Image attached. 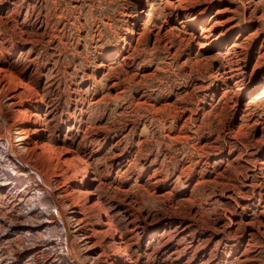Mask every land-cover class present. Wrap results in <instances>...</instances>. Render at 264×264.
<instances>
[{
    "label": "rangeland",
    "instance_id": "374dc122",
    "mask_svg": "<svg viewBox=\"0 0 264 264\" xmlns=\"http://www.w3.org/2000/svg\"><path fill=\"white\" fill-rule=\"evenodd\" d=\"M167 1L0 0V59L31 88L26 95L42 99L56 140L81 150L127 254H142V264L164 262L167 238L147 249L133 239L139 207L193 220L195 244L221 222L264 220V0H187L179 17L164 12ZM20 187L0 193V230L23 221ZM9 239L0 235V264H37L17 254L47 236ZM214 245L207 255L217 264ZM263 247L256 244V264ZM192 252L187 264L201 258ZM240 256L222 261L239 264Z\"/></svg>",
    "mask_w": 264,
    "mask_h": 264
},
{
    "label": "bare ground",
    "instance_id": "6f19581e",
    "mask_svg": "<svg viewBox=\"0 0 264 264\" xmlns=\"http://www.w3.org/2000/svg\"><path fill=\"white\" fill-rule=\"evenodd\" d=\"M185 2L187 0L163 2L164 12L168 8L172 15L179 17L180 13L176 15V12ZM258 5L252 15L258 12ZM168 13L170 14L169 11ZM217 16H213V23ZM259 19L264 20V13ZM217 24H214L215 28ZM191 27L196 30L195 25ZM162 32L159 31L160 35ZM218 40L220 37L208 46L219 43ZM17 77L10 63L0 59V193L15 194L20 185V193H23L24 199L19 197L21 206L26 207L20 215V220L23 221L11 222L8 229L0 230L2 238H14L17 234L21 237L28 236L31 233L46 235L47 239L42 244H30L29 250L23 249L17 254V257L29 255L37 264H142V254L137 259L127 254L128 238L120 234L115 218L107 210V201L103 203L99 194L97 195L101 190V183L91 165L81 157V150L69 146L67 140H56L51 132L52 128L50 129L47 108L43 111V101H39L41 98L35 94L26 95L31 92V88L23 78ZM247 116L245 117H250ZM255 125L258 123L252 126ZM117 166L120 167V163ZM221 175H217L213 183ZM209 183L212 181L203 180V184ZM249 187L254 188L256 185L253 183ZM26 192L30 194L27 195ZM260 195L261 193L257 196ZM184 200L190 202L191 199ZM136 211L137 217L133 222L130 221L133 225L131 233L136 235L133 239L142 238L147 249L156 236L161 240L167 238L162 247V264H187L185 258L191 250L194 257L197 254L201 257L197 264L216 263L217 258L207 255V244L210 241L215 243L214 252L221 250L222 257L217 264H225L227 261L222 259L238 255H241L237 260L239 264H256V244L264 243V220L258 215L244 216L240 220L236 217L230 223L221 222L222 225L207 227L210 232L203 231L205 227L201 223L204 228L195 229L194 232L201 235L202 232H208L210 239L202 235L199 236V244H195L191 235L196 227L191 223L193 220L182 218L177 215L178 212L160 216L146 212L143 207ZM54 232L57 235L56 241L53 240ZM147 259L148 263L157 262L152 256Z\"/></svg>",
    "mask_w": 264,
    "mask_h": 264
}]
</instances>
